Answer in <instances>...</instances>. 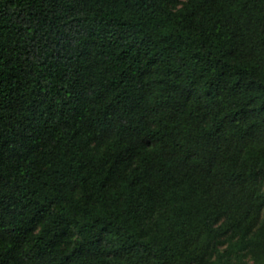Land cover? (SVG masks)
I'll return each instance as SVG.
<instances>
[{
    "label": "trees",
    "instance_id": "1",
    "mask_svg": "<svg viewBox=\"0 0 264 264\" xmlns=\"http://www.w3.org/2000/svg\"><path fill=\"white\" fill-rule=\"evenodd\" d=\"M0 264H264V0H0Z\"/></svg>",
    "mask_w": 264,
    "mask_h": 264
}]
</instances>
